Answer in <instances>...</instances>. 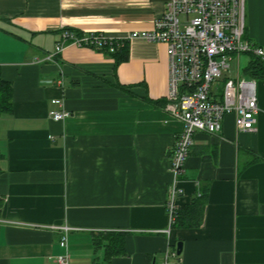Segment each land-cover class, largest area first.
<instances>
[{
    "label": "crops",
    "instance_id": "1",
    "mask_svg": "<svg viewBox=\"0 0 264 264\" xmlns=\"http://www.w3.org/2000/svg\"><path fill=\"white\" fill-rule=\"evenodd\" d=\"M169 1L0 0V70L13 86V113L0 118V264H55L62 233L46 227L65 225L70 264L158 263L180 242L169 264H264V77L254 133L239 132L230 114L221 132L194 137L179 203L209 186L202 226L165 233L183 130L167 109L166 46L135 40L119 65L74 46L48 59L63 29L152 30ZM245 38L264 48V0H245ZM246 57L247 70L257 59ZM56 99L71 113L64 121L49 116L62 110ZM108 234H122L127 252L110 262Z\"/></svg>",
    "mask_w": 264,
    "mask_h": 264
},
{
    "label": "built area",
    "instance_id": "2",
    "mask_svg": "<svg viewBox=\"0 0 264 264\" xmlns=\"http://www.w3.org/2000/svg\"><path fill=\"white\" fill-rule=\"evenodd\" d=\"M135 40L166 46L170 86L167 109L183 123L171 155L172 182L166 202L169 227L165 231L170 233L180 211L179 201L184 194L181 178L196 133L221 132L223 119L230 114L235 115L239 132L257 130L258 79L249 75L236 79L222 77L229 73L233 56L251 55L264 67V48L245 38V0H170L164 16L152 30H135L115 37L103 33L78 35L63 29L55 53L48 59L53 60L69 46L95 51L106 47L113 53ZM52 104L62 108L50 111L53 120L64 121L71 116L62 99L53 100ZM46 228L62 233L60 246L64 252L55 257V264H70L68 236L74 229L66 225ZM178 257L175 250L166 253L162 262L153 260L151 264H169L171 258Z\"/></svg>",
    "mask_w": 264,
    "mask_h": 264
},
{
    "label": "trees",
    "instance_id": "3",
    "mask_svg": "<svg viewBox=\"0 0 264 264\" xmlns=\"http://www.w3.org/2000/svg\"><path fill=\"white\" fill-rule=\"evenodd\" d=\"M74 31V30H72ZM78 35L81 33L74 31ZM130 47L124 45L117 48L115 52L110 53L105 47L102 49L104 54L115 59L116 64H122L129 61ZM247 74L254 78L264 77V67L258 60H253L246 70ZM13 113V86L11 83L2 78L0 70V118L3 115H11ZM3 155L0 153V162ZM0 167V173H1ZM209 186L200 190L194 202L189 206L180 207L178 217L173 228L196 229L200 228L204 221L205 207L208 200ZM108 240L106 245V261L110 262L116 256L126 255L125 239L122 234H108L105 236ZM99 239L95 240V246H99Z\"/></svg>",
    "mask_w": 264,
    "mask_h": 264
},
{
    "label": "rangeland",
    "instance_id": "4",
    "mask_svg": "<svg viewBox=\"0 0 264 264\" xmlns=\"http://www.w3.org/2000/svg\"><path fill=\"white\" fill-rule=\"evenodd\" d=\"M233 60L230 61V71L229 73H224L222 79H226V78H233L236 79L237 73H239L240 77H244L247 76L248 74L246 73V60L247 57L246 55H242L240 58V66L238 67V61H237V56H233L232 57Z\"/></svg>",
    "mask_w": 264,
    "mask_h": 264
},
{
    "label": "water",
    "instance_id": "5",
    "mask_svg": "<svg viewBox=\"0 0 264 264\" xmlns=\"http://www.w3.org/2000/svg\"><path fill=\"white\" fill-rule=\"evenodd\" d=\"M182 250H183V244L180 242L177 245V254H178V256H180L182 254Z\"/></svg>",
    "mask_w": 264,
    "mask_h": 264
}]
</instances>
